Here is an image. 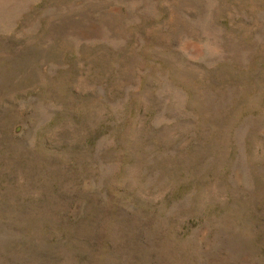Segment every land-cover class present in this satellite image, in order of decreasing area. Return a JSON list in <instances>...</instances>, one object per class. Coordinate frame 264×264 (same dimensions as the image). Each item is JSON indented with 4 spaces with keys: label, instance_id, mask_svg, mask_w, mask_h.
Masks as SVG:
<instances>
[{
    "label": "rangeland",
    "instance_id": "1",
    "mask_svg": "<svg viewBox=\"0 0 264 264\" xmlns=\"http://www.w3.org/2000/svg\"><path fill=\"white\" fill-rule=\"evenodd\" d=\"M0 264H264V0H0Z\"/></svg>",
    "mask_w": 264,
    "mask_h": 264
}]
</instances>
